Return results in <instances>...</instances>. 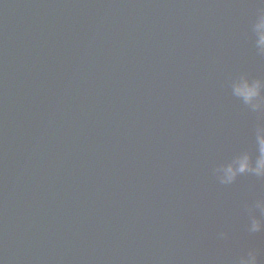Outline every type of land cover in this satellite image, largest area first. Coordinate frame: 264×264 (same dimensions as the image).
<instances>
[{
	"label": "water",
	"instance_id": "obj_1",
	"mask_svg": "<svg viewBox=\"0 0 264 264\" xmlns=\"http://www.w3.org/2000/svg\"><path fill=\"white\" fill-rule=\"evenodd\" d=\"M264 0H0V264H264V178L221 184L264 112Z\"/></svg>",
	"mask_w": 264,
	"mask_h": 264
},
{
	"label": "clouds",
	"instance_id": "obj_2",
	"mask_svg": "<svg viewBox=\"0 0 264 264\" xmlns=\"http://www.w3.org/2000/svg\"><path fill=\"white\" fill-rule=\"evenodd\" d=\"M254 31L258 36L257 43L261 51H264V14H261L257 19ZM233 92L243 104L254 112H264V82L259 80L249 82L247 79L241 78L233 85ZM253 144V151H243L217 169L221 184L230 185L242 174L264 178V125H257ZM254 207L259 210L261 215L250 217L249 233L264 231V198H258ZM239 264H257V251L249 250L246 255L239 258Z\"/></svg>",
	"mask_w": 264,
	"mask_h": 264
}]
</instances>
